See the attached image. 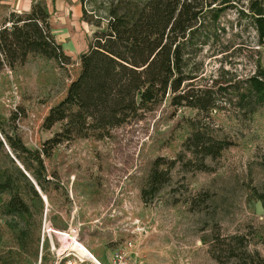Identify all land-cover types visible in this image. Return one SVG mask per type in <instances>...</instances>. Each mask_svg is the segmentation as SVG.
<instances>
[{
	"label": "rangeland",
	"instance_id": "374dc122",
	"mask_svg": "<svg viewBox=\"0 0 264 264\" xmlns=\"http://www.w3.org/2000/svg\"><path fill=\"white\" fill-rule=\"evenodd\" d=\"M233 1L237 9L247 8L248 0ZM37 2L47 5L71 62L60 67L30 55L17 69L0 71V167L10 168L14 158L33 183L41 182L46 198L26 191L29 213L16 217L4 213L10 197L0 194V264H39L41 257V264L50 263V243L43 251L41 246L45 218L55 230L79 229L82 244L104 264L120 250L138 255L143 264H264V206L257 197L264 194V106L243 119L232 108L206 117L162 104L104 139L68 140L58 115L64 106L75 110V86L94 34L106 25L99 30L82 21L79 0ZM15 3L0 0V27L11 13L27 14ZM237 9L223 18L229 28L226 65L247 75L256 60L264 66V45L257 44L250 26L238 27ZM196 119L233 146L207 161L211 171L185 173L177 165L170 184L145 205L141 192L154 162L177 158L191 133L189 120ZM200 198L204 203L191 209ZM214 238H221L215 247Z\"/></svg>",
	"mask_w": 264,
	"mask_h": 264
},
{
	"label": "trees",
	"instance_id": "16d2710c",
	"mask_svg": "<svg viewBox=\"0 0 264 264\" xmlns=\"http://www.w3.org/2000/svg\"><path fill=\"white\" fill-rule=\"evenodd\" d=\"M233 2L79 0L82 21L99 30L106 25V31L94 34L83 77L74 89L75 110L64 106L58 115L66 123L67 139H104L112 130L143 118L162 104L176 111L195 110L206 117L212 110L232 108L243 119L252 118L264 106V66L256 60L253 72L247 75L227 68L230 45L225 37L229 28L223 18L230 9H237ZM237 12L238 27L250 26L257 44L263 46L264 0H248L247 8ZM30 55L60 67L71 62L42 2L34 3L27 14L11 13L0 27V71L17 69ZM4 123L0 118L2 135ZM189 125L191 133L177 158L154 162L141 192L145 205L170 184L177 165L185 173L211 171L207 161L216 160L233 146L209 134L198 119L189 120ZM16 162L11 158L10 168L0 167V194L10 197L4 213L22 217L29 213L23 195L29 191L39 197L36 187L44 190V186L37 178L33 183L28 169ZM257 197L264 206V194ZM204 201L194 199L191 209H199ZM214 239L215 247L221 238Z\"/></svg>",
	"mask_w": 264,
	"mask_h": 264
},
{
	"label": "built area",
	"instance_id": "2783aa9c",
	"mask_svg": "<svg viewBox=\"0 0 264 264\" xmlns=\"http://www.w3.org/2000/svg\"><path fill=\"white\" fill-rule=\"evenodd\" d=\"M80 231L70 227L59 231L53 228L51 222L45 218L42 226L41 246L50 243L51 261L49 264H104L82 244ZM85 247V248H84ZM42 263V257L39 264ZM109 264H143L142 258L126 251H117Z\"/></svg>",
	"mask_w": 264,
	"mask_h": 264
},
{
	"label": "crops",
	"instance_id": "0c3cea01",
	"mask_svg": "<svg viewBox=\"0 0 264 264\" xmlns=\"http://www.w3.org/2000/svg\"><path fill=\"white\" fill-rule=\"evenodd\" d=\"M40 1H47V0H40ZM36 2L37 0H16L14 6L16 10L20 11L21 13H29L31 11L32 5Z\"/></svg>",
	"mask_w": 264,
	"mask_h": 264
},
{
	"label": "water",
	"instance_id": "95a60500",
	"mask_svg": "<svg viewBox=\"0 0 264 264\" xmlns=\"http://www.w3.org/2000/svg\"><path fill=\"white\" fill-rule=\"evenodd\" d=\"M37 191L39 192V194L41 195L40 193V190L38 189V187H36ZM42 199L46 202V199L41 195Z\"/></svg>",
	"mask_w": 264,
	"mask_h": 264
},
{
	"label": "bare ground",
	"instance_id": "6f19581e",
	"mask_svg": "<svg viewBox=\"0 0 264 264\" xmlns=\"http://www.w3.org/2000/svg\"><path fill=\"white\" fill-rule=\"evenodd\" d=\"M41 194H43V193H41ZM44 198H45V196L44 195H42ZM46 199V198H45ZM85 248V247H84ZM86 250H87V248H85Z\"/></svg>",
	"mask_w": 264,
	"mask_h": 264
}]
</instances>
